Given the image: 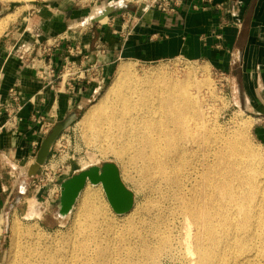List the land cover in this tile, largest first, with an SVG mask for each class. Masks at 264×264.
<instances>
[{
  "label": "crops",
  "instance_id": "crops-1",
  "mask_svg": "<svg viewBox=\"0 0 264 264\" xmlns=\"http://www.w3.org/2000/svg\"><path fill=\"white\" fill-rule=\"evenodd\" d=\"M99 1L100 7L43 0L22 24L0 38V104L13 86L22 91L24 104L18 132L0 133L2 160L8 157L21 168L30 167L45 125L76 118L112 80L123 60L208 61L235 77L237 106L264 116V0H184L170 12L147 9L145 4L126 6L123 0ZM54 39L60 44L50 54L40 57L31 50ZM76 45L79 53L69 54ZM66 58L87 68L96 64L98 70L87 71L92 79L82 80L73 91L55 77L53 89L49 67L61 71Z\"/></svg>",
  "mask_w": 264,
  "mask_h": 264
},
{
  "label": "bare ground",
  "instance_id": "bare-ground-1",
  "mask_svg": "<svg viewBox=\"0 0 264 264\" xmlns=\"http://www.w3.org/2000/svg\"><path fill=\"white\" fill-rule=\"evenodd\" d=\"M10 19L9 15L0 17V36ZM129 61L123 60L118 65L112 82L92 102L80 123L91 129L97 138L123 144L115 153L124 162L121 172L124 182L130 179L125 157L131 156L133 151L137 158L147 161L150 168L165 176L169 173V181L175 189L174 204L183 216L180 233L173 222L149 225L145 221L141 229L131 224L134 236H142L132 251H140L153 260L163 248H181L195 259L192 264H225L229 255L235 262V253L241 251L246 253L242 257L243 264L251 263V243L259 238L255 232L259 231L264 239V201L261 197L264 189L258 179L260 157L244 151V130L236 132V138H230L231 161L223 162L218 151L209 150L199 162L196 149L201 147L200 137L206 126L200 115L192 110L195 99L189 83L162 75L155 76L154 81L149 75L137 76ZM183 131L188 132V143L192 144L194 153L190 152V145L179 146L180 134L185 135ZM104 192L101 184H86L76 224L85 228L97 226L98 216L112 208ZM33 207L36 210L31 211V217L45 213L35 204ZM71 210L72 206L68 210L61 209L60 214L69 216ZM145 228L151 229L150 236L143 237ZM1 229L0 226V232ZM20 229L15 222L14 246L21 241ZM114 235L116 239H128L124 231H116ZM9 264L72 263L65 253L58 254L41 249L37 243H27L16 245ZM115 264H136V261L126 258Z\"/></svg>",
  "mask_w": 264,
  "mask_h": 264
},
{
  "label": "rangeland",
  "instance_id": "rangeland-1",
  "mask_svg": "<svg viewBox=\"0 0 264 264\" xmlns=\"http://www.w3.org/2000/svg\"><path fill=\"white\" fill-rule=\"evenodd\" d=\"M41 1L43 0H0L2 6L0 17L9 15L11 18L0 38L9 33L13 26L22 24L34 6ZM131 62L137 76L149 75L150 80L154 81L155 76L162 75L161 77L189 83L190 93L195 99L192 110L200 115V120L206 126L204 131L207 132L201 134V147L196 149L199 152L196 155L199 162L204 160L209 150L213 153L218 151L223 157V162L231 161L233 156L230 138H236V132L244 130V151L247 155L260 157L258 179L264 189V116L253 109L247 111L242 104L237 106L235 77L231 72L218 70L208 61H191L181 57L156 63ZM111 82L112 80L101 88L98 97L104 93ZM91 104L78 114L73 123L61 134L64 135V139L60 142L59 148L69 154H76L68 174L65 169L60 174H51L48 177L41 166L35 175H31V165L35 163L38 152L30 167L21 168L15 160L12 161L8 157L3 160L0 158L2 172L0 174V226L2 228L0 264H9L16 245L27 243H37L41 249L47 248L58 254L65 253L72 264H115L120 260L123 262L126 258L134 259L136 264H192L195 259L189 257L181 248H163L153 260L142 252L131 249L138 245L142 237L134 236L131 224L141 229L145 221L149 222V225L173 222L177 226L175 230L180 233L179 229L183 221L181 210L174 204L175 189L169 181V173L165 176L154 168H150L147 161L136 157V151H133L131 156L125 157L130 175L125 185L133 192L134 205L130 211L120 214L112 207L110 211L102 212L98 216L99 221L94 228L81 227L76 224L78 222L76 220L83 199L82 190L72 205L69 216L60 214L62 190L60 198L52 195L50 184L52 179L58 180L62 187L64 181L72 176L73 172L75 174L84 167V164L91 161H94L92 164L97 162L96 164L100 167L105 163H115L120 173L123 169L124 162L115 153V150H120L123 144L97 138L91 129L83 127L80 123ZM183 132L185 135L180 134L179 146L190 145V152L194 153L192 144L188 143L186 135L188 132ZM52 152L56 150L53 148ZM75 169L78 170L73 171ZM46 183L49 184L46 186ZM44 190L52 196L48 200L40 197ZM104 194L106 196L105 192ZM261 197L264 201V195ZM34 204L42 207L41 210L45 213L38 217H31V211L35 209ZM15 222L21 226L19 230L21 241L14 246L13 224ZM116 231H124L128 239H116L114 235ZM142 233L143 237L152 234L150 228L143 229ZM255 234H259V238L251 243L252 251L249 254L252 256V261L249 264H264V239L260 237L259 231ZM247 243L249 244L248 241ZM245 254L241 251L235 253V262L229 255L225 264H243L242 257L244 258Z\"/></svg>",
  "mask_w": 264,
  "mask_h": 264
},
{
  "label": "built area",
  "instance_id": "built-area-1",
  "mask_svg": "<svg viewBox=\"0 0 264 264\" xmlns=\"http://www.w3.org/2000/svg\"><path fill=\"white\" fill-rule=\"evenodd\" d=\"M75 1L78 4L86 5V6L87 5H93L96 7L101 6L99 0H75ZM183 1L184 0H123V2L125 3L124 5L126 6L127 4H139V5L145 4L147 9H158L164 12L176 11L178 7L182 5ZM127 13L131 15V12H127ZM59 44H60V40L58 39L49 40L47 44H38L37 48L32 47L31 50L32 51L35 50L36 52H38L39 56L42 57L44 55L52 53L54 48L58 47ZM79 48L80 47L78 45H76L75 47H70L69 54L75 55L79 53L80 51ZM39 56H35V57L40 58ZM85 58L86 59H84V62L85 60H87V57ZM89 70L90 72L91 71L97 72L98 67L95 64L92 67L87 68L85 67V63L79 64L74 59L66 58V62L62 67L61 71L58 72L57 69L52 65L49 67V75L51 77L50 86L53 89H56L57 85H56L55 77L59 76L58 78L62 79L67 83L66 84L67 89L69 91H73V89H75L79 84V82H81L82 80L92 79V77H88L87 75H85L86 72ZM23 106L24 104L22 102V91H20L17 88V86L11 87L8 92L7 100L4 103L0 104V133H2L3 131H10L12 133L18 132L19 120H20L19 113L23 108ZM52 127L53 126H51L50 123H47L45 125L43 131L44 139L47 136V134L50 132ZM63 139H64V135H61L54 145V149L56 150V152L54 153L52 152L46 163L42 165L43 171L48 175V177H50L51 174H55V175L60 174L65 169H67V171L65 172L66 174H68V170L72 169L73 161L76 158V154H69V152H64L59 148L60 142H62ZM76 170L78 169H75L73 171ZM48 184L49 183H46V186ZM50 184L52 185L51 187L53 193L52 195L60 198L62 187L58 183V180L52 179L50 181ZM40 197L46 198V200H48L52 196L50 193H48L47 190H44L43 194ZM38 208L41 209L42 207H39L38 205Z\"/></svg>",
  "mask_w": 264,
  "mask_h": 264
},
{
  "label": "water",
  "instance_id": "water-1",
  "mask_svg": "<svg viewBox=\"0 0 264 264\" xmlns=\"http://www.w3.org/2000/svg\"><path fill=\"white\" fill-rule=\"evenodd\" d=\"M1 7L0 3V10ZM98 95L99 94L95 96L94 101L98 98ZM74 120V117H69L57 122L52 127L41 143L35 163L31 166V175H35L39 168L46 163L53 151L56 141ZM119 173L118 166L112 162L105 163L103 167L95 164L82 168L66 179L62 185V209L68 210L74 204L77 196L86 184L90 182L103 186L108 200L116 212L122 214L130 211L134 205L133 192L127 188L123 178H119Z\"/></svg>",
  "mask_w": 264,
  "mask_h": 264
},
{
  "label": "flooded vegetation",
  "instance_id": "flooded-vegetation-1",
  "mask_svg": "<svg viewBox=\"0 0 264 264\" xmlns=\"http://www.w3.org/2000/svg\"><path fill=\"white\" fill-rule=\"evenodd\" d=\"M103 166H104V165H103ZM103 166H102V167H103ZM120 174H121V173H119V178L121 179L122 176H121ZM102 187H103V186H102ZM103 189H104V188H103ZM105 193H106V192H105ZM106 197H107V194H106ZM107 199H108V197H107ZM109 202H110V201H109ZM110 204H111V203H110Z\"/></svg>",
  "mask_w": 264,
  "mask_h": 264
}]
</instances>
